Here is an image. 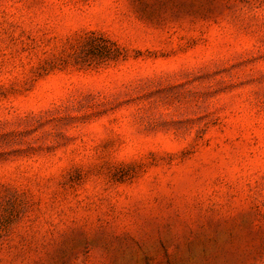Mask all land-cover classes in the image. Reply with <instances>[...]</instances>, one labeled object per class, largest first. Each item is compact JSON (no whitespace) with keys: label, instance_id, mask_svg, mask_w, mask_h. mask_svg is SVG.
<instances>
[{"label":"rangeland","instance_id":"374dc122","mask_svg":"<svg viewBox=\"0 0 264 264\" xmlns=\"http://www.w3.org/2000/svg\"><path fill=\"white\" fill-rule=\"evenodd\" d=\"M0 264H264V0H0Z\"/></svg>","mask_w":264,"mask_h":264}]
</instances>
